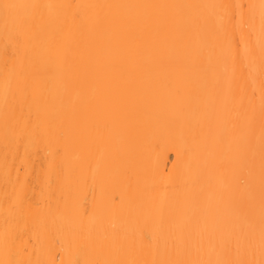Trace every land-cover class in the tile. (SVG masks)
Masks as SVG:
<instances>
[{"label": "bare ground", "instance_id": "1", "mask_svg": "<svg viewBox=\"0 0 264 264\" xmlns=\"http://www.w3.org/2000/svg\"><path fill=\"white\" fill-rule=\"evenodd\" d=\"M223 261H264V0H0V264Z\"/></svg>", "mask_w": 264, "mask_h": 264}, {"label": "snow or ice", "instance_id": "2", "mask_svg": "<svg viewBox=\"0 0 264 264\" xmlns=\"http://www.w3.org/2000/svg\"><path fill=\"white\" fill-rule=\"evenodd\" d=\"M18 7H22V6H20V5H9V4L4 5L5 9L18 8ZM219 264H233V262L232 261H223V262H219ZM261 264H264V261H262Z\"/></svg>", "mask_w": 264, "mask_h": 264}]
</instances>
